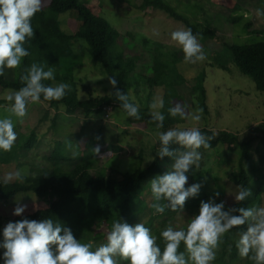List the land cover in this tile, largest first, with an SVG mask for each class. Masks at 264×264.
<instances>
[{"label":"rangeland","instance_id":"1","mask_svg":"<svg viewBox=\"0 0 264 264\" xmlns=\"http://www.w3.org/2000/svg\"><path fill=\"white\" fill-rule=\"evenodd\" d=\"M80 1L97 11L121 34L118 42V45L121 46L116 45L118 55H121L123 51L126 56L143 53V59L139 62L138 67V71L141 73L152 75L149 69L153 65L155 55L153 42H159L170 48L171 51L182 50L176 42L172 41L171 33L175 30L186 29L184 24L170 18L162 11L152 8L141 9L143 0ZM164 1L173 6L179 14L183 15L202 32L219 35V38L208 42V47L199 41L203 46L207 59L204 62H198L199 64H192L190 66L192 69L188 72V74L192 72V75H194L193 72L200 70V63L207 65L204 71L207 76L205 88L208 95L209 115L203 113L199 121L186 119L185 124L177 128L198 127L199 129L215 130L216 132L228 131L238 134L240 140L244 142L254 136H260L261 125L264 123V92L258 91L254 80L238 69L223 44L224 42H234L238 45H251L264 42V17H257L256 15L257 9L264 11V0ZM49 2L50 0H43V5ZM196 5H203L207 13L213 18L206 19L203 12ZM238 16L243 17V19L237 24H232L231 20ZM76 19L75 12L60 16L62 28L65 31L75 32L78 25ZM248 23L252 24L250 29L246 28ZM255 30L261 32V34L250 33V31ZM87 47L85 41L74 44V51L80 57L82 64L81 67L75 68L78 98L82 100L88 97L83 90V86L90 87L96 95H107L112 90L109 78L93 63ZM218 57L221 61L220 64L217 61ZM20 68L21 66L17 69H6L5 76L7 79L16 80ZM138 90V94L133 90L130 96L133 102L139 105V109L150 107L154 98L163 100L166 93V89L163 87L155 88L154 95L149 98L152 89L142 86ZM12 92H15V90L0 87V100L5 101L0 106V118L11 115L7 110L10 108L11 102L7 101L5 97ZM175 92L180 99L176 98L173 102H181L188 107L189 111L194 112L196 110L197 107L194 105L190 85L183 84L177 87ZM149 109L151 111V108ZM45 113L48 114V117L44 121ZM54 116L56 117L55 125H53ZM11 118L18 134V139L12 150L23 144L33 129L38 135V142L28 153L20 152L22 156L19 155V160L6 165L0 164V183L4 181L7 174L17 171L21 174L25 172V176L51 172L55 168L52 153L57 147V143H61L63 147H66L67 155L70 158H75L77 155L82 157L83 154L90 157V151L94 149L92 142L100 145V150L102 147H106V144H112L114 148H118V151L101 153L100 157L95 159L96 161L91 169L92 173L106 169L109 178L119 177L118 173L120 172L133 173L140 168L148 167L152 163L159 148L158 133L163 131L156 126L152 128L142 125L127 127L121 122L124 121L125 117L123 118L119 110H106L101 116L86 121L82 114L68 115L63 110L55 112V110L48 109L42 103L30 104L28 115L22 123L15 116H11ZM97 137H99L98 140ZM66 141L71 143V147H68ZM253 144V160L254 163H259L264 154V147H260L259 141ZM4 152L2 149L0 150V153ZM10 152L8 151V153ZM200 153L202 155L200 168L187 173L189 179L186 187L199 183L202 185L201 191L205 192L206 195L205 202L209 200H214L216 203L224 202L225 210L233 208L237 202L235 195L240 190V185L232 181V175L239 171L238 154L231 153L223 145L204 152L200 151ZM173 163L174 161L167 166L166 172L171 169ZM245 164L247 170L250 171V164L248 162H245ZM61 167L63 171H70L72 168L68 162L63 163ZM151 179L147 182L148 185L144 190V204L138 209L139 213L142 214L136 219L135 224L138 222L144 223L152 231L154 229L164 230L169 224L177 229H185L191 218L199 214L200 207H196L192 213L184 210L183 213L179 212L171 218L167 215H158L155 209L150 207L154 202L149 183ZM16 180L12 179L11 181ZM217 192H219V196H216ZM18 203L21 206L27 205V209L23 214L36 211L37 206H41L39 205L41 201L32 195L20 196L10 204L2 205L0 208V235L2 239H4L3 229L7 223L12 222L10 218L14 217L13 212ZM162 203L167 204V201H162ZM258 207H264V191ZM152 217L154 218L151 226L149 222ZM247 227L248 225L245 224L225 234L213 264H247L248 259L241 258L240 255L237 259L230 257L231 246L236 245L240 232L247 231ZM107 231H109L108 228L102 226L95 230V233L106 234ZM91 242H93L95 249V247L106 242V237L97 239L93 237ZM0 251L5 250L0 248Z\"/></svg>","mask_w":264,"mask_h":264},{"label":"trees","instance_id":"2","mask_svg":"<svg viewBox=\"0 0 264 264\" xmlns=\"http://www.w3.org/2000/svg\"><path fill=\"white\" fill-rule=\"evenodd\" d=\"M196 6L203 12L206 19L213 18L203 5ZM149 8L162 11L170 18L183 23L186 29L190 28L193 34L198 35L199 41L206 44L207 47L209 41L219 38L217 34L202 32L164 0H143L141 9ZM71 12L76 13L78 22L77 29L73 33L65 31L60 22V16ZM242 19L243 17L238 16L231 22L237 24ZM32 25L35 29V36L25 44L30 55L23 59L16 80L11 81L5 75L0 77L1 88L18 91L24 86L20 77L24 74L25 69L32 63H38L44 66L45 70L49 67L54 69L55 80L44 81L45 85L54 86L56 83H67L71 86V90L60 101H44L41 97L40 103L45 104L48 109L55 110V112L63 110L68 115L82 114L87 121L101 116L107 108H111L120 111L123 118L125 117L121 122L127 127L141 125L155 127L156 124L151 120L150 107L139 109L141 117L139 120L129 117L120 108V103L114 95L116 88H113L112 85L111 93L107 95H96L90 87L83 86L88 97L83 100L78 98L75 68L81 67L82 64L80 57L74 51V44L85 41L93 63L101 69L105 76L117 79V88L125 94H129L130 102H133L130 93L135 90L134 92L138 94V89L142 86L152 89L149 98L154 95L155 88L166 89L163 98L164 106L160 109V112L165 116L164 126L161 128L163 131L185 124L186 119H181L179 116L173 117L168 111L170 107L174 106L173 100L180 99L175 89L183 84L191 86L194 105L202 108L205 115H209L208 95L205 88L207 76L204 71L207 65L200 63L201 68L198 72H193L194 75L192 72L191 75L188 74L192 69L190 67L192 64L185 63L182 50L171 51L167 46L153 42L155 55L153 65L149 69L152 75L141 73L138 71V67L139 62L143 59V53L126 56L123 51L121 55H118L116 45H118L121 34L97 11L80 0H50L48 4L43 5L42 11L36 14ZM251 27V23L246 25L248 29ZM250 33L261 34L256 30L250 31ZM223 46L229 52L238 69L254 80L258 91L264 92V42L251 45L224 42ZM217 61L220 64L219 57ZM4 103V100H0V106ZM45 114L44 121L48 117V114ZM55 122L56 117L54 116L53 125ZM261 129L260 136H254L246 142L241 141L238 134L228 131L216 132L206 128L200 129L205 135L215 134L211 141L212 147L209 149L223 145L227 147L228 151L237 153L239 156V171L232 175V181L251 190L252 195L243 202H236L233 206L235 208L258 207L261 202V195L264 191V154L259 163H254L252 150L254 142L259 141L260 147H264V123H262ZM37 140L38 135L33 129L26 141L20 144L21 146L19 145L20 147L17 146L18 148H14L10 153H0V164L6 165L19 160L20 152L28 153L38 142ZM92 144L94 149L91 150L92 152L90 151V157L83 154L82 157L77 155L75 158H70L67 155L66 147L57 143V147L52 153L55 168L51 172L30 176H25V172H23V180L1 182L0 208L20 196L26 195H32L40 200L41 204L39 205L44 204L43 207L37 206L36 211L21 216L14 215L10 221L16 222L25 218L40 221L50 218L61 226L71 228L75 238L82 243L90 242L93 237L96 239L107 237L112 225L117 221L134 225L136 219L142 214L138 209L144 204L143 194L148 185L147 182L150 178L165 173L167 166L174 160L171 157L160 159L156 153L148 167L140 168L133 173L120 172L118 173L119 177L109 178L106 169L97 173H92L91 169L95 159L100 157L101 153L117 152L118 148H114L112 144H106V147H102L99 154H96L94 150L100 145L96 142H92ZM171 147L177 149L179 145ZM207 150L199 149L202 152ZM65 162L71 164L70 171H63L61 165ZM245 162L250 164V171L247 170ZM205 198V192L200 191L198 197L190 198L186 202L184 210L192 213L196 207H200L201 201H205ZM177 213L179 212L166 208L163 214L158 215H167L171 218ZM153 218L149 222L151 226ZM102 226H106L109 231L106 234L95 233V230ZM162 230L154 229L152 233L158 237V243L163 250L164 241L160 238ZM2 242L3 239L0 235V243ZM180 251H185L183 243L180 246ZM230 252L232 259L238 258L239 253L235 244L231 246ZM3 253L4 251H0V264H4ZM120 264H128V262L120 261ZM247 264H252V262L248 260Z\"/></svg>","mask_w":264,"mask_h":264},{"label":"clouds","instance_id":"3","mask_svg":"<svg viewBox=\"0 0 264 264\" xmlns=\"http://www.w3.org/2000/svg\"><path fill=\"white\" fill-rule=\"evenodd\" d=\"M42 8L43 0H0V77L5 75L6 69L19 68L23 59L30 55L25 44L35 36L32 20ZM256 15L264 17V11L257 9ZM171 39L182 48L185 63L196 64L207 59L198 35L193 34L190 28L173 31ZM20 79L24 86L5 97L11 102L7 109L11 115L0 118V149L5 152L11 151L18 139L11 116L22 123L30 104L40 103L41 97L44 101H60L71 90L67 83L45 85L44 81L55 80L54 69L49 67L45 70L38 63H32L25 69ZM109 82L116 88L114 95L120 108L129 117L139 120V105L130 102L129 94L117 88V79L109 77ZM163 106L161 98H154L150 105L151 120L158 129L164 126L165 116L159 111ZM168 111L173 117L192 121H199L203 115L202 108L197 107L192 112L181 102H174ZM214 135H205L198 127L170 128L158 133L157 156L160 159L171 157L174 163L169 171L149 182L154 201L150 207L156 213L163 214L166 208L183 213L186 202L199 196L202 185L195 183L186 187L187 173L200 168L202 155L199 149L211 148ZM66 143L71 147L70 142ZM172 145H179V148L173 149ZM94 151L99 154V147ZM23 178L19 171L9 173L4 183ZM239 188L235 195L238 203L252 195L251 190L244 186ZM162 201H167V204ZM26 209L27 205L18 203L13 214L21 216ZM245 224L248 225L247 231L240 232L236 242L238 253L252 264H264V207L225 210L224 202L216 203L214 200L201 201L199 214L191 218L186 229L167 225L160 232L164 241L163 250L158 237L141 222L135 225L115 222L106 242L94 249L93 242H80L71 228L61 226L50 218L40 221L25 218L7 223L0 248L5 250L4 264H120V261H127L128 264H213L225 234ZM182 243L185 251H180Z\"/></svg>","mask_w":264,"mask_h":264},{"label":"built area","instance_id":"4","mask_svg":"<svg viewBox=\"0 0 264 264\" xmlns=\"http://www.w3.org/2000/svg\"><path fill=\"white\" fill-rule=\"evenodd\" d=\"M106 110H108V111H112V109H111V108H107Z\"/></svg>","mask_w":264,"mask_h":264}]
</instances>
